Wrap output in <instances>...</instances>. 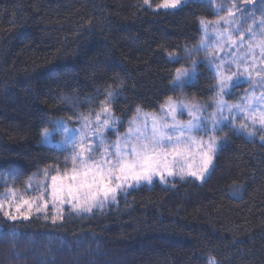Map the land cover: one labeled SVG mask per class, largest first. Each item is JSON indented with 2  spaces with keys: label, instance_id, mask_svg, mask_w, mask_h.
Returning a JSON list of instances; mask_svg holds the SVG:
<instances>
[{
  "label": "trees",
  "instance_id": "obj_1",
  "mask_svg": "<svg viewBox=\"0 0 264 264\" xmlns=\"http://www.w3.org/2000/svg\"><path fill=\"white\" fill-rule=\"evenodd\" d=\"M206 7L155 14L142 0H0V180L23 189L63 163L40 133L70 113L68 99L120 87L115 115L157 111L183 65L166 54L200 41ZM214 83L202 65L184 89L208 100ZM0 237V264H264V144L233 135L203 183L142 185L88 216L13 224L0 215Z\"/></svg>",
  "mask_w": 264,
  "mask_h": 264
},
{
  "label": "snow or ice",
  "instance_id": "obj_2",
  "mask_svg": "<svg viewBox=\"0 0 264 264\" xmlns=\"http://www.w3.org/2000/svg\"><path fill=\"white\" fill-rule=\"evenodd\" d=\"M190 2L142 0L145 10L155 14L174 12ZM204 2L205 14L198 19L201 40L193 49L184 50V59L190 64L176 67L171 88L183 90L196 68L203 65L215 80L209 89L210 101L201 104L168 97L158 113H144L138 106L129 117L114 114L120 87L89 97L85 103L92 107L77 117L78 139L60 120H49L41 129V143H47L56 132L67 134L69 155L62 164L38 169L33 176L42 179L33 182L29 177L23 191L0 180L5 189L0 196V215L13 224L31 221L33 214L55 224L64 219L65 208L93 213L117 203L121 194L142 184L157 180L167 184L169 178L186 176L204 181L217 153L228 143L227 137L219 136L225 128L231 135H259L264 142V8L250 9L252 0ZM256 11L261 12L259 19ZM199 53L203 58L193 59ZM166 55L174 65L180 64L181 57L175 52ZM242 81L251 87L239 94L236 89L242 87ZM185 115L186 121L179 118ZM125 122L127 128L122 132ZM11 237L17 238L15 230ZM208 264H216L215 258L209 257Z\"/></svg>",
  "mask_w": 264,
  "mask_h": 264
},
{
  "label": "rangeland",
  "instance_id": "obj_3",
  "mask_svg": "<svg viewBox=\"0 0 264 264\" xmlns=\"http://www.w3.org/2000/svg\"><path fill=\"white\" fill-rule=\"evenodd\" d=\"M192 2H204V0H192ZM224 2H227V0H224ZM142 7H143V4H142ZM151 10V9H150ZM178 10V9H177ZM176 11V10H175ZM222 15H223V13H222ZM261 16H256V18L257 19H259ZM248 24H251V20H249L248 21ZM237 26H239V25H237ZM239 27H241L242 29H243V26H239ZM234 35H236V38L238 39L239 38V36H238V34H234ZM200 40H201V38H200ZM200 42V41H199ZM198 42V43H199ZM248 42V38L247 37H245V43H247ZM197 43V44H198ZM196 44V45H197ZM195 46V45H194ZM194 46H191V47H186V48H184V50L185 49H188V50H191V49H193V47ZM181 51V52H176V54L177 55H179L180 57H181V61H183V65L182 66H184V67H188L189 66V64H190V62H186L185 61V59H184V56H185V51ZM210 51H211V49H210ZM234 55H235V53H233ZM203 56H204V54L203 53H199V54H197L196 56H194L193 57V59H197V58H200V59H202L203 58ZM199 68L200 67H197L196 68V70H195V76H194V78H193V80L190 82V83H188V84H186V86L187 85H191V84H194L196 81H197V76H198V73H199ZM215 81V80H214ZM185 86V87H186ZM184 87V88H185ZM249 87H251V85H249L248 83H245V82H243L242 81V87H240V88H237L236 89V92L237 93H239V94H243V92L246 90V89H248ZM176 95H174V96H172V98L173 99H176V98H182V99H185V100H191V101H193V102H199V103H201V104H206V103H208L209 101H210V99H208V100H203V99H198L196 96H193V95H189L186 91H185V89H183V90H176ZM257 94H259V93H257ZM227 99V98H226ZM85 101L86 100H76V99H74V98H71V99H68V100H66V102H67V104L70 106V108H71V111H70V113L66 116V117H61V118H58L57 120H60V121H62L64 124H66L67 125V127L70 129V130H74L76 133H77V136H76V139H78V133H79V130H80V125H79V123H78V121H77V117H78V115L80 114V113H87L88 112V110L92 107V105L90 104V103H85ZM229 102L231 103V102H234V98L233 99H230L229 100ZM74 105H78L77 107H75L74 108ZM209 111H212V109H209ZM144 113H153V112H146V111H143ZM155 112H159V109L157 110V111H155ZM115 114V113H114ZM180 119H182V120H187L188 119V117L185 115V116H182V117H179ZM57 127H59V125H57ZM126 128H127V123H125V125H124V128H122L121 129V131L123 132L124 130H126ZM219 136L220 137H227V139H228V142L230 141V139H231V137L233 136V135H231L229 132H228V130H227V128H225L223 131H221L220 133H219ZM244 137H246L247 139H249V140H253V141H259V142H261V143H263L264 144V142H262L261 140H260V138H259V135H257V136H255V137H248V136H244ZM115 139H116V137L115 136H111V140L112 141H115ZM43 145H45V146H47V147H51V148H55V149H57V150H59V151H63V152H65V158L63 159V161L68 157V155H69V151H68V149L70 148V144L68 143V136H67V134H64V135H62V134H60V132H56V133H54L53 135H51L50 137H48V142L47 143H42ZM219 153V152H218ZM217 153V154H218ZM217 156V155H216ZM215 159H216V157L214 158V161H213V166L210 168V171H209V173L207 174V177L209 176V174L211 173V171H212V169H213V167H214V164H215ZM207 177H206V179H207ZM40 179H42V177H40V176H38L36 179H35V181H37V180H40ZM187 179H194V178H191V177H185L184 179H180L179 177H175V178H169V182L167 183V184H162V183H160L158 180L156 181V182H158V183H160L161 185H164V186H171L176 180H181V181H183V180H187ZM205 179V180H206ZM204 180V181H205ZM199 182H201V183H203L204 181H200V180H198ZM155 183V182H154ZM142 185H152V184H142ZM141 185V186H142ZM140 187V186H139ZM137 188V187H136ZM134 189V188H133ZM21 191H23V189H20ZM130 190H132V189H129L128 190V192L130 191ZM5 192V189H4V191L3 192H0V196H2V194ZM121 195H124V194H121ZM119 198V197H118ZM118 201V200H117ZM116 204V203H115ZM112 205H114V204H112ZM110 205H107V206H105V207H103L102 209H95L94 210V212H97V211H103V210H105V209H107L108 207H109ZM93 212V213H94ZM92 213H75V212H73L70 208H65V210H64V213H63V216L64 217H66V216H70V215H76V216H88V215H91ZM33 216H36L35 214H33Z\"/></svg>",
  "mask_w": 264,
  "mask_h": 264
}]
</instances>
